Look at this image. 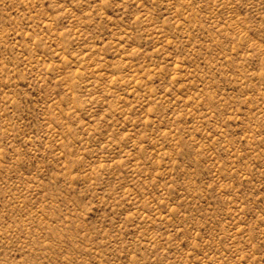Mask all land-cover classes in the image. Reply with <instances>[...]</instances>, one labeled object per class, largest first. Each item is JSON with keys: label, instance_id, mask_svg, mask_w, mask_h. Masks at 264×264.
Instances as JSON below:
<instances>
[{"label": "rangeland", "instance_id": "obj_1", "mask_svg": "<svg viewBox=\"0 0 264 264\" xmlns=\"http://www.w3.org/2000/svg\"><path fill=\"white\" fill-rule=\"evenodd\" d=\"M0 264H264V0H0Z\"/></svg>", "mask_w": 264, "mask_h": 264}]
</instances>
